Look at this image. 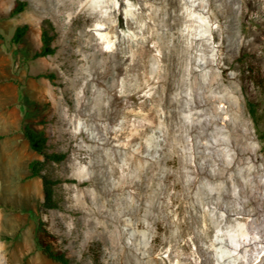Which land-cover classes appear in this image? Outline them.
Listing matches in <instances>:
<instances>
[{
	"label": "rangeland",
	"instance_id": "obj_1",
	"mask_svg": "<svg viewBox=\"0 0 264 264\" xmlns=\"http://www.w3.org/2000/svg\"><path fill=\"white\" fill-rule=\"evenodd\" d=\"M18 1L25 2L26 8L20 13L12 16L11 11ZM59 1L60 0H0V32L5 35V38H0V135H3V138L0 139V264H61L48 258L41 251V249L38 248L35 239L38 218L42 219L47 230L51 234L55 235L56 248L63 250L68 254L71 258V264H136L133 262L132 257L135 251L138 250V244H143V246L148 245L151 247L152 252H154L151 256H154L155 258L150 264H157V259H164L163 264H190L191 261L195 260L196 256L195 254L192 255V251L188 249L182 236L177 237L172 242L168 241L166 243H164L165 239H161V241L153 240L152 236H149L147 240L144 239V236L135 239L134 231L136 229L128 226L124 221L120 222L118 219H115V223L110 232V230L106 229L107 227L105 229L98 228L95 223L89 221L88 217H81L79 211L80 205L78 203V198L79 196L82 197L83 193L79 191L77 181L79 179L88 178L89 176L86 173L85 164L81 163L80 158L81 153L84 152L82 150L83 144H86L85 135L81 132L82 128H86L87 130L93 126V130L97 134L102 135V141L110 144L106 146L105 151L109 154V157L113 159V163H109L108 159H106L105 162L108 163L107 166L109 167L108 170L112 182L121 180V178L125 177L127 174L132 178V182L139 178V171L136 165L131 162V158L129 159L127 149L120 146L119 143L115 141L118 137L116 135L120 134L122 128H118L117 132L110 130V124L113 122V116L111 115L112 113L110 110L112 106V90L114 91L118 89L117 91L123 92L126 87H128L131 91L137 90V84L141 80L140 76L143 75L144 79H150L148 87L144 89L143 93L147 91V96H154L156 98L158 96L160 81L164 79L166 73L169 71V67L166 66L168 65L170 58L168 52L170 48L174 46L177 34L174 33L169 24L167 25L168 22L166 20V14L154 10L152 7L154 0H148V3L145 5V16L143 17H137L136 13H140L142 7L141 5L145 4L146 0H128L131 5L130 8L132 9V12H136H133L134 18L128 20L126 17H121V19H118L117 16L114 17L115 23L119 24L120 21L122 22L123 25L119 26L118 31L122 34L124 33V39H127V41L123 44L124 47L122 46L123 48L129 49V59L127 60L129 68L125 72V69L123 68L125 66V59H120L116 54L110 52L114 47H116V41L119 40V38L115 36L113 32L108 30V22L104 20L105 13L99 12V9H95L93 3H87L88 1L86 0H74L72 4H67V6L62 4V1ZM204 1L206 3L209 2V0ZM164 2H167V0H164ZM218 3L224 4L225 1L218 0ZM135 4L137 5L135 6ZM263 4V0H232L231 7L233 10L229 9L223 13L215 12L209 6H206L204 8L205 10L197 9L195 12V19H193L195 22L188 19L182 20L183 29L181 30L180 36H182L184 40H187L186 42L191 45H194L196 42L193 47L194 50L191 52V55L194 54L193 59L195 60L194 68H196V75L200 73L204 74L212 69L216 70L218 68L216 70L218 75L225 79L227 77L226 91L224 92L229 95V99L221 98L215 100L214 105H216L218 110L222 112V114L219 113L223 118L221 119L222 122H224V119L229 118L232 115H236L240 122L242 121L241 124L243 128L250 133L251 138L249 140L253 144L252 146L256 151H254L255 154L260 157V171H258V176L264 181ZM73 5H75L76 9H74ZM251 5H254V7ZM124 19L127 21H124ZM132 20L136 22L135 27L131 25L130 21ZM46 21L51 23L54 28L52 31V33L55 34L53 46L56 48V53L53 55L37 57L35 54L40 51L42 46V25ZM199 22L200 24H198ZM21 24H28L29 30L22 41L17 44L11 40V37L16 27ZM141 24L143 27H141ZM198 26H201L202 28ZM167 30L170 31L168 32ZM213 31L218 33L220 32L219 35L221 37L217 41L214 39L215 36ZM157 32H159V34ZM134 34L136 35V38H134ZM194 37L196 41L194 40ZM197 39H199V41H197ZM191 40L193 42H191ZM203 40L209 44L212 43L211 50L213 53L211 51L209 53L210 55H213L212 58L219 57V63L222 60L220 63L221 66L219 64L215 68L211 64L206 66L208 55H204L205 53L203 52V49L205 43ZM128 41L133 42V44L130 45ZM96 43L98 46H96ZM148 47H151V49L149 50ZM153 47L157 48L155 49ZM220 47H223V49ZM120 49L121 47L117 48V50ZM71 56L72 58L70 59ZM158 56L163 57L161 59V57L159 58ZM111 58L114 60L112 61ZM74 61L76 63H74ZM113 62L115 65L117 63L119 66H111ZM98 65L99 67H97ZM90 67L92 69H90ZM128 72L129 74H127ZM50 74L53 76L50 77ZM158 80L160 81L158 82ZM91 81L93 83H91ZM93 87L96 91H94ZM90 89L92 90L91 92H89ZM183 93L184 99L181 101L182 106H180V108L183 110V116L189 120L190 118L187 115L189 114L188 112L190 107L193 106L194 103L190 101L189 94H186V92ZM48 95H50V97ZM198 98H201V96H198ZM247 98H250L253 102H255L259 108L258 125L249 113ZM90 99H92V101ZM140 101L141 100L135 101L133 98L126 99V104L130 105L128 108V111L130 112V121L128 124L129 132L127 135H138L141 137L139 140L150 143L151 139L156 138L157 135H155V126H150L154 119L152 116H149V110L151 109L153 102L155 104L157 103L156 101L152 102V100H149V103L144 110L139 106ZM134 105L136 106L134 107ZM108 110H110V112ZM84 115L89 116L90 121H86L83 117ZM242 118L245 122H243ZM199 119L202 121L197 120V122L199 121L198 124H203V129L210 130L208 129L209 115ZM24 120L32 122L38 128H45L49 137L48 151L64 154L65 156L61 162H53L47 165L51 175L59 181L56 188L59 199V208L47 209L43 206L44 194L42 179L39 177H29V161L36 158L43 159L44 157L34 151L25 138L22 131V122ZM214 125L212 126L210 132H215L218 129L219 125ZM145 126H150V128L144 129ZM139 127H141V130ZM108 129L111 131L110 133ZM65 130L66 132H64ZM186 132L187 129H185V133ZM159 138L165 141L164 136ZM189 138L190 136H187L185 139L190 140L191 138ZM209 138L211 137L209 136ZM124 141L126 142L127 140ZM113 142H115L114 144L116 146L112 145ZM121 147H123V149ZM171 147L172 146L168 147V151L172 149ZM109 148L110 150H108ZM181 148L185 151V148L180 146L178 150L179 154L182 153ZM74 149H76V151ZM120 149L122 154L119 151ZM157 149L161 150L150 154L152 159H156V156L159 157V153H162V146H157ZM212 150L214 149L212 148ZM113 153H117V155H119L115 158L119 162L114 160L116 155ZM99 154L98 150H94L93 157ZM182 157L179 156L177 162L172 165L166 163L161 164L166 167L167 170H170L171 173L181 174L182 170L185 169L186 160L184 155ZM114 163L120 165L119 169L116 171H114L113 168ZM110 164L113 167H111ZM70 177H74L73 180H70ZM165 177V169L160 172L158 171L159 183H164ZM232 186L234 188V195L238 194L240 186L235 183H233ZM130 187H132V185L126 188L125 194L122 193L121 196H116L111 202V205L114 206L113 213L115 215L119 212L117 208L119 204H122L121 206L124 212L128 211L127 201L129 194L132 191V188L129 189ZM153 194L154 191L150 192L147 203H150V200H152L150 197ZM262 195L264 196V192ZM234 203L241 205L244 208L247 207L244 205V199L236 198V196L235 200L231 204ZM206 208H208L211 215L214 216L216 209L213 208L212 204L210 203L206 205ZM162 215L164 216L166 213L163 212ZM174 217L177 218V214ZM114 226L121 227L123 231H125V243L122 244V247H125L126 249L128 248L127 252L129 253L123 257V260H125L126 263H120V259L122 258L121 256H123L120 253L121 248L116 246L113 238H111V233H115L116 230ZM152 228L154 232L157 230L155 225H153ZM138 230L141 231V233L147 232L144 228H138ZM191 236L192 234H188L186 237L191 238ZM107 239L109 240L107 241ZM113 245H115V247H113ZM160 246L163 248L161 249ZM192 247H194V249L197 247V243L195 241L192 242ZM258 254H254V260L252 259L249 264H264V257L261 260V262H263H259L264 254V251ZM183 255L185 257H183ZM208 255V252H204L202 254L204 257H207ZM246 256H249V254H235L231 255L229 258L239 259ZM146 259H148V257H146ZM189 259L191 260L189 261Z\"/></svg>",
	"mask_w": 264,
	"mask_h": 264
},
{
	"label": "bare ground",
	"instance_id": "obj_2",
	"mask_svg": "<svg viewBox=\"0 0 264 264\" xmlns=\"http://www.w3.org/2000/svg\"><path fill=\"white\" fill-rule=\"evenodd\" d=\"M60 1H62V4H65L67 6V4H72L74 0H60ZM86 1H88L87 3L89 2L93 3L95 9H99V12L105 13L104 20L108 22V26H107L108 30L113 32V34H115V36L119 38V40L116 41V47H114L110 52L116 54L117 57L120 59L121 58L125 59V62H124L125 66L123 68L125 69V72H126L127 69L129 68V65L127 64V60L129 59V55H128L129 49L123 48L124 47L123 44L124 42L127 41V39H124V35H123L124 33L122 34L118 31L119 26L123 25L122 22L120 21L119 24L115 23L114 17L117 16L118 19L119 18L121 19V17H126L128 20H131L132 18H134L133 15L136 12L134 11H133L134 13L132 12V9L130 8L131 5L129 4L128 0H86ZM224 1H225L224 4H219L218 0H209L208 3H206L204 0H167V2H164V0H154L152 3V7L154 8V10H157L160 13L166 14V20L168 22L167 25L169 24L170 27L173 29L174 33L177 34L175 41H174V46L170 48V50L168 49L170 58H169L168 65L166 66L169 67L168 69L169 71L168 73H166V76L164 77V79H162L163 78L162 76L161 78L162 80L161 81L158 80V82L160 81L158 96L156 98L154 96L152 97L147 96L148 95V93H146L147 91L143 93L144 89L148 87V83L150 82V79H147V80L144 79L143 75L140 76L141 80L139 79L140 82L137 84V90L131 91L128 87L125 86L126 88L123 92L117 91L118 89L114 91L112 90V98L110 96L111 105H112L110 110L112 113L111 115L113 116V122L110 124V130H113V132L114 131L117 132L118 128H122L120 134L117 133L118 135L116 136L118 137L115 139V141L118 142L120 146H123L124 148L127 149V155L129 159L131 158V162L136 165L139 171V178L137 180L132 182V178L129 177V175L127 174L125 177L121 178V180L118 179L119 181L112 182L110 179V173L108 170L109 167L107 166L108 163L105 162V160L108 159L109 163L111 162L113 163V159L109 157V154L106 153L105 151L106 146L110 144L108 142L102 141V135L97 134L93 130V126L87 130L86 128H82V131H81L85 135L86 144H83L82 150L84 152L81 153L80 158H81V163L85 164L86 173L89 176L88 178L79 179L77 181V184L79 186V191L83 193L82 197L79 196L78 198V203L80 205V208H79L80 216L88 217L89 221L95 223L98 228L105 229L107 227L106 229L110 230V232L115 223L114 222L115 219H118L120 222L124 221L128 226L134 227L136 229L134 231L135 239H137L138 237L144 236V239L147 240L149 236H152L153 240L161 241V239L163 240L165 239L164 243H166L168 241L172 242L177 237L182 236L185 240V244L187 245L188 249L192 251V255L195 254L196 256L195 260L191 261L190 264H249L251 260L253 259V256L255 253L258 254L264 251V196L262 195V193L264 192V181L258 176V171H260L259 170L260 169V166H259L260 157L255 154L256 151L254 150V147L252 146L253 145L252 142L249 140L251 138V135L248 131H246L243 128L241 124L242 121L240 122L239 118L236 115L235 116L232 115L230 117L228 116L229 118L224 119V122H222L221 121V119H223L221 116L222 112L218 110L216 105H214L215 100H218L221 98L229 99L228 98L229 95L226 92H224L226 91L227 77L226 79L220 77L216 71L218 68L216 70L212 69L209 72H206L204 74L200 73L201 75L197 74L198 75L197 76L195 74L196 68H194V63H195V60L193 59L194 54L191 55V52L194 50L193 47L196 42L194 43V45H191L186 42L187 40H184V38L180 36L181 30L183 29L182 20L183 19H188V20L195 19V12L197 11V9H204L206 6H209L210 8L213 9V11L218 12V13H223L224 11L226 12V10H229V9L233 10L231 7L232 0H224ZM147 3H148V0H146L145 4L141 5L142 7H141L140 13H136L137 17L145 16L144 11L146 10L145 5ZM136 5L137 4H135V6ZM73 6H74V9H76L75 5ZM251 6L254 7V5H251ZM203 16H204V13H203ZM124 21H127V20L124 19ZM130 22L133 27L136 26L135 25L136 22L134 20ZM198 24H200V22ZM141 27H143V25ZM198 27H201V26H198ZM167 31L169 32L170 30H167ZM220 31H221V28H220ZM213 32L215 36L214 39L217 41L221 37L219 35L220 32L219 33L216 31H213ZM157 33L159 34V32ZM134 38H136V35ZM192 40L191 42L195 40V37H194V40L193 41ZM197 41H199V39H197ZM128 42L130 43V45L133 44V42H130V41ZM203 42L205 43L204 49H203L204 50L203 52L205 53L204 55H208L207 65L206 64L205 65L208 66L209 64H211L214 68L217 67L218 64L220 65L222 60L219 63L218 62L219 57L212 58L213 55H210L209 52L210 51L212 52L211 50L212 43L209 44L208 42L204 40ZM209 42H212V41H209ZM96 46H98L97 43H96ZM118 47L119 48L121 47V49L117 50ZM220 48L223 49V47H220ZM148 49L150 50L151 47L150 48L148 47ZM199 49L202 51L200 47ZM95 54H96V50H95ZM158 57L160 58L161 56H158ZM71 58L72 56L70 57V59ZM120 59H117V60H120ZM113 60L114 59H112V61ZM74 63L76 62L74 61ZM99 65L97 67H99ZM112 65L115 67L119 66L117 63L115 65L114 62L113 64H111V66ZM90 69L92 68L90 67ZM127 74H129V72ZM75 75H76V72H75ZM91 83L93 82L91 81ZM91 89L89 92L92 91ZM94 91L96 90L94 89ZM183 92H186V94H189L190 101L194 103V105L190 107L189 112H188L189 114L187 115L190 118L189 120L183 116V110L180 108V106H182L181 101H183L184 99ZM48 96L50 97V95ZM198 96H201V98H198ZM127 98H133L135 99V101L141 100L139 102L140 104L139 106L140 108L142 107L143 109L147 107L149 100H152V102L156 101L157 104L153 102V105L151 106V109L149 110L150 113L148 112L149 116H152V118L154 119L153 123H151L150 126H155L156 128L155 135H157L156 138L151 139L150 143L145 142L143 140H139L141 137H139L138 135H135V136L127 135L129 132L128 124L130 121V118H129L130 112L128 111L129 110L128 108L130 105L126 104ZM90 100L92 101V99ZM85 106H88V105H85ZM135 106L136 105H134V107ZM110 110L108 111L110 112ZM238 112H239V109H238ZM87 113H90V112H87ZM206 115H209V119H208L209 128L208 129L211 130L214 124L219 125L218 129L215 132H210V130H205L202 127L203 124L202 125L198 124L199 121L197 122V120H201L199 118H204V116ZM83 117L86 121L87 120L90 121L89 116L84 115ZM155 122L158 124H156ZM243 122H245V120H243ZM150 126H145L144 129H148L150 128ZM141 127H139L140 130H141ZM185 129H187L186 133H185ZM64 132H66V130ZM110 132L111 131H109V133ZM124 133L127 135V137ZM158 136L159 137L164 136L165 141L159 138ZM187 136H190L191 139L190 138H189L190 140L185 139ZM209 136L211 138H209ZM124 140H127V141L125 142ZM114 143L115 142H113L112 145L116 146ZM157 146H162V153H159V157L156 156V159H152L150 157V154H153L161 150V149H157ZM169 146H172L171 147L172 149L168 151ZM180 146H183L185 148V151L182 150L181 148V151H182L181 154H179V151H178ZM123 147L121 148L123 149ZM212 148L214 150H212ZM74 150L76 151V149ZM94 150L95 151L98 150L100 154L95 155L93 157ZM108 150H110V148ZM119 151L121 152V149ZM125 154H126V151H125ZM115 155H116L115 157L113 156L114 160H116L115 158L119 156L117 155V153ZM183 155L186 157V160H185V169L182 170L181 174L180 173L173 174L170 172V170H167V168L161 164V163H166V164L172 165L173 163L177 162L179 156L182 157ZM119 167H120L119 164L114 163V167H113L114 171L118 170ZM164 169L166 171V177L164 178L165 181L164 183H159L158 182V171L160 172ZM74 177H70V180H73ZM233 183L238 184L240 186L238 194H235V195H234V188L232 186ZM130 185H132V187H130L129 189L132 188V191L130 192L129 198L127 201L128 211H126L127 213L124 212L121 206L122 204H119L117 206L119 212H117L118 214L115 215L113 213L114 206L111 205V202L116 196H119V195L121 196L122 193L125 194L126 188L129 187ZM152 191H154V194L150 197V199L152 200H150V203H147L148 195ZM235 196L236 198L244 199V205L247 207L244 208L241 205H238L236 203L231 204L235 200ZM210 203L212 204L213 208L216 209L214 216H212L211 213L209 212V209L206 208V205ZM163 212H165L166 215L163 216L162 215ZM176 214H177V218L174 217ZM153 225L157 227V230L155 232L153 231V228H152ZM114 228H116V230H115V233L114 232L111 233L112 234L111 238H113L115 245L121 248L120 253L123 256H121L122 258L120 259L121 260L120 263H126V261L123 260V257H125L127 253L129 252H127L128 248L126 249L125 247H122V244L125 243V238H124L125 231H123V229L118 226L117 227L114 226ZM138 228H144L145 230H147V232L141 233V231H139ZM188 234H192L191 238L186 237L188 236ZM108 240L109 239H107V241ZM194 241L197 243V247L195 249L194 247H192V242ZM115 245H113V247H115ZM137 248L138 250L135 251L132 257L134 263L150 264L151 261L154 260L155 257L151 256L154 253L152 252L151 247H149L148 245L143 246V244L142 245L138 244ZM160 248L162 249L163 247L160 246ZM204 252H208L209 255L207 257L202 256ZM243 253H246V254L248 253L249 256L241 257L239 259L229 258L231 255H235V254L238 255V254H243ZM146 257H148V259H146ZM183 257L185 256L183 255ZM263 257H264V254L262 258L259 260V262H261ZM190 260L191 259H189V261ZM156 262L157 264H163L164 259H157Z\"/></svg>",
	"mask_w": 264,
	"mask_h": 264
},
{
	"label": "trees",
	"instance_id": "obj_3",
	"mask_svg": "<svg viewBox=\"0 0 264 264\" xmlns=\"http://www.w3.org/2000/svg\"><path fill=\"white\" fill-rule=\"evenodd\" d=\"M25 8L26 3L18 1L15 7L12 9L11 15L14 16L23 11ZM53 29V25L48 21L43 23L42 46L40 51L36 52L35 56H46L56 53V48L53 46V41L55 39V34L52 33ZM28 30V24L18 25L11 37V40L17 44L20 43L27 34ZM0 38H5V35L1 32ZM49 76L52 77L53 75L50 74ZM247 105L252 119L258 125L259 108L250 98H247ZM22 131L30 147L44 157L43 159L36 158L29 161V177H39L42 179L44 194L43 206L47 209L59 208V199L56 189L59 181L51 175L47 165L53 162H61L65 156L64 154L48 151L49 137L45 128H38L32 122L24 120L22 122ZM1 138H3V135H0V139ZM35 239L38 248L41 249V251L48 258L61 264H71V258L68 256V254L63 250L56 248L55 235L51 234L47 230V228L44 226V222L40 218L37 220Z\"/></svg>",
	"mask_w": 264,
	"mask_h": 264
}]
</instances>
